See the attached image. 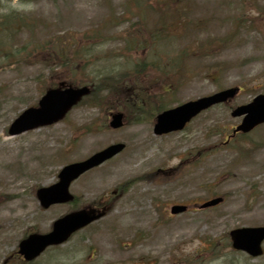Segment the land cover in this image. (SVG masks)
Listing matches in <instances>:
<instances>
[{"label": "rangeland", "instance_id": "1", "mask_svg": "<svg viewBox=\"0 0 264 264\" xmlns=\"http://www.w3.org/2000/svg\"><path fill=\"white\" fill-rule=\"evenodd\" d=\"M136 4L0 0V18L16 13L34 22L33 29L10 27L7 50L35 39L50 49L37 57L30 44L16 56H0V264H32L14 254L20 240L49 231L55 219L88 205L110 208L33 264H264V256L233 251L228 237L232 228L264 224V149L256 146L264 144V126L251 138L206 151L240 121L231 109L264 92V15H258L264 0H178L171 6L186 7L190 24L180 32L169 21L176 35L166 40L144 28L150 30L170 2L146 17ZM53 38L55 46L48 43ZM71 46L74 53L85 47L78 68L63 66ZM186 48L191 54L181 56ZM173 59L184 69L177 71ZM166 74L173 90L163 95ZM62 81L92 83L94 94L57 123L10 135L12 121L37 104L47 85ZM232 85L242 87L238 96L201 113L183 131L158 136L153 119L137 120L159 104L171 107ZM116 110L126 113V125L111 130L107 121ZM115 142L126 148L72 184V203L40 206L37 189L55 182L63 165ZM201 149L204 155L191 161ZM219 194L225 201L216 207L169 212L174 203L193 207Z\"/></svg>", "mask_w": 264, "mask_h": 264}, {"label": "water", "instance_id": "2", "mask_svg": "<svg viewBox=\"0 0 264 264\" xmlns=\"http://www.w3.org/2000/svg\"><path fill=\"white\" fill-rule=\"evenodd\" d=\"M90 89L87 86L81 88L68 87L66 89H49L40 99L37 107H30L23 111L12 123L9 132L18 134L23 131L54 123L63 118L69 109L77 104L82 96L88 94ZM239 91V87H230L211 95L203 96L195 100L187 101L174 108L163 111L157 116L154 126L156 134L168 133L182 129L185 124L200 111L213 104L231 100ZM232 114L234 116L246 114L242 123L236 130L248 131L256 124L264 121V94L256 96L253 102L238 106ZM124 123L122 112L112 113L110 126L118 128ZM125 147L124 143H116L93 154L83 161L66 165L59 173L60 180L49 186L38 190V197L44 207L52 203L66 202L73 199L69 193L71 181L77 178L86 170L101 164L105 160L116 155ZM223 201V197H216L201 205L208 207ZM187 209L186 205L176 204L171 208L172 213H180ZM96 210L87 212L80 210L60 218L54 223V229L47 234H31L19 244V253L27 260L34 259L48 245L58 244L65 241L75 230L90 223L92 220L102 216ZM234 247L244 249L252 254L261 253L260 243L264 239V226L243 227L231 230Z\"/></svg>", "mask_w": 264, "mask_h": 264}, {"label": "trees", "instance_id": "3", "mask_svg": "<svg viewBox=\"0 0 264 264\" xmlns=\"http://www.w3.org/2000/svg\"><path fill=\"white\" fill-rule=\"evenodd\" d=\"M136 1H137V3H140V2H143L144 0H136ZM154 1L156 2L157 5H160V6L162 5V2H170V4H167L166 7L164 6V9H162L164 11H162L161 17L151 26L150 30L148 28H144L143 27L144 29H146L148 31L149 35H151V36L155 35L158 39L161 38L162 34H165L164 36H168L170 34L169 33L170 24H172L173 27L177 28V30H180V31L183 30V32L186 31V27H187L186 23L190 24V22L188 21V18L185 16L186 14L183 12V10H185L186 7H184V8L176 7L175 8V7L171 6L172 4L178 2V0H154ZM137 7H140V6H137ZM158 7H156V5H155L154 7H150L149 9L157 11V10H159ZM129 10L133 11L132 9H129ZM140 10L142 12V9H140ZM163 13H166V15H162ZM123 15L124 14H118L117 16H118V18H120ZM258 15L261 16V15H263V13L262 12H258ZM185 17H186L187 20L185 19ZM123 18H126V17L123 16ZM171 20H172L173 23L171 22ZM169 21H170V24H169ZM0 22H6V24H0V25L5 27V28H3V30H5L7 34L9 32L10 36H11V28H10L11 26L14 27V26L22 25L24 27H29V28L33 29V25H34V22H32V21H28L27 22L26 19H24V20L21 19V16H19L16 13H8L4 18H0ZM135 32L136 31H134V29H132L131 31L128 30V33L130 35H132V36H134ZM91 34H93V36H94L95 34H98V33H96V31L93 30ZM157 34H158V36H157ZM32 37H33V35H32ZM82 37L84 38V37H89V36L86 35V34H83ZM6 38H7V36L0 35V56L4 55V54H6L7 56H9V55L16 56L17 53L20 50L27 48L30 44L32 46L31 49H30V52L33 55L36 54L37 57L38 56L43 57L44 55L46 57V52L45 51H49L50 50V49H47V44L45 45L44 40H37V39H35L36 41H30L29 43H26L25 45H22L18 49V51H14L13 47H11L9 50H7L8 47L6 45L7 44ZM133 38L134 37H132L131 40L135 41V38L134 39ZM80 40L81 39H78L75 42H80ZM48 43H52L55 46V44L58 43V40L53 38V40L49 41ZM135 46L136 45H134V47ZM81 48H83V50H81L80 48H75L77 50L74 53V50L72 49V46H71L70 49H71L72 55H70V54L66 55L65 54L66 56H69V57H68V61L63 63L64 67H67V66L72 67V65H75V67H77V68L79 67V65H78L79 62L75 63V61H80L82 59L80 56H82V54L84 53L85 47H81ZM182 53L183 54H191V50L186 48V49L182 50ZM25 57H27V56H25ZM178 57H181V56H178ZM45 59H47V58H45ZM69 59H70V61H69ZM14 64H17V63L14 62ZM173 65H174V68H177V71L183 70L184 67H185L184 64H183L182 67H180V64H179V62H177V60H174V64ZM176 65H178V66H176ZM54 85H55V83L52 82L49 85H47L46 88L50 87V86H54ZM164 88H165V85H164ZM171 89H172V82H171V85L168 86L166 91L167 92H171ZM93 90H94V88H93ZM92 94H94L93 91H92ZM162 97L163 96H160V98L158 100L159 102L163 101ZM161 105L159 104V106L156 108L157 109L156 111H159L162 108ZM163 105H164V107L166 106L165 104H163ZM156 111L151 110V111H146V112H140V115L137 116V120H143V119L148 118V117L153 119L155 114H156Z\"/></svg>", "mask_w": 264, "mask_h": 264}, {"label": "flooded vegetation", "instance_id": "4", "mask_svg": "<svg viewBox=\"0 0 264 264\" xmlns=\"http://www.w3.org/2000/svg\"><path fill=\"white\" fill-rule=\"evenodd\" d=\"M262 125L264 126V124H262ZM262 125L257 126L254 130H252L251 132L247 133V138H251L252 137V134H254L258 129H260L261 127H263ZM256 146L259 147V148H262L263 147L262 149H264V144H258L257 143ZM259 225H264V224H259ZM262 247H263V251H264V241H263ZM263 255H264V252H263ZM248 256H250V255H248Z\"/></svg>", "mask_w": 264, "mask_h": 264}]
</instances>
